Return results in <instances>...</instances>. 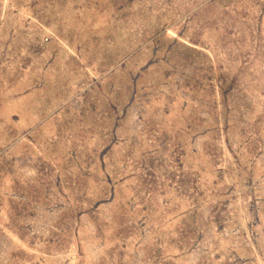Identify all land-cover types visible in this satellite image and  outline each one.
Segmentation results:
<instances>
[{
  "label": "rangeland",
  "instance_id": "obj_1",
  "mask_svg": "<svg viewBox=\"0 0 264 264\" xmlns=\"http://www.w3.org/2000/svg\"><path fill=\"white\" fill-rule=\"evenodd\" d=\"M0 264H264V0H0Z\"/></svg>",
  "mask_w": 264,
  "mask_h": 264
}]
</instances>
